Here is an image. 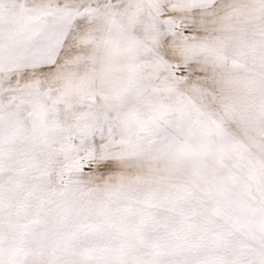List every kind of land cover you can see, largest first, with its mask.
<instances>
[{
	"label": "snow or ice",
	"instance_id": "1",
	"mask_svg": "<svg viewBox=\"0 0 264 264\" xmlns=\"http://www.w3.org/2000/svg\"><path fill=\"white\" fill-rule=\"evenodd\" d=\"M0 264H264V0H0Z\"/></svg>",
	"mask_w": 264,
	"mask_h": 264
}]
</instances>
